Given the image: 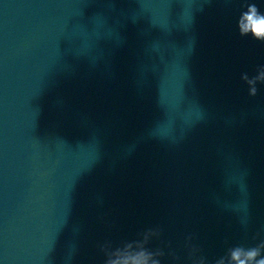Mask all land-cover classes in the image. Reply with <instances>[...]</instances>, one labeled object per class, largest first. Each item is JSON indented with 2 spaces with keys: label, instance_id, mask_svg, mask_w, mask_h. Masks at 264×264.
Returning <instances> with one entry per match:
<instances>
[{
  "label": "water",
  "instance_id": "obj_1",
  "mask_svg": "<svg viewBox=\"0 0 264 264\" xmlns=\"http://www.w3.org/2000/svg\"><path fill=\"white\" fill-rule=\"evenodd\" d=\"M264 0H0V264L264 259Z\"/></svg>",
  "mask_w": 264,
  "mask_h": 264
},
{
  "label": "clouds",
  "instance_id": "obj_2",
  "mask_svg": "<svg viewBox=\"0 0 264 264\" xmlns=\"http://www.w3.org/2000/svg\"><path fill=\"white\" fill-rule=\"evenodd\" d=\"M242 33L251 32L256 38H264V15H261L255 5H251L248 11L242 15L241 21ZM256 250L247 252L246 259H241V251L238 249L232 253V259L237 264H248V261L254 259L257 255ZM257 264H264V259H261Z\"/></svg>",
  "mask_w": 264,
  "mask_h": 264
}]
</instances>
